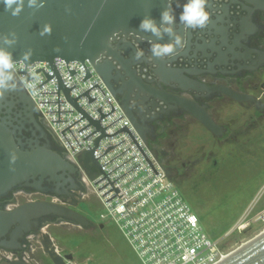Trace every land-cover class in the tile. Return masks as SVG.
Instances as JSON below:
<instances>
[{"label": "flooded vegetation", "instance_id": "obj_1", "mask_svg": "<svg viewBox=\"0 0 264 264\" xmlns=\"http://www.w3.org/2000/svg\"><path fill=\"white\" fill-rule=\"evenodd\" d=\"M254 1L209 0V27L184 30L178 20L182 7H177V4L182 6L186 0H173L176 31L185 42V50L172 59H151L148 42L138 35H120L112 41L121 61L114 62L111 83L121 97L128 98L131 112L146 129V140L177 137L176 133L193 121L211 135L219 148L249 133H259L264 141V9ZM121 46H125L127 52ZM137 48L145 52L144 58L139 61L133 59ZM105 60L106 57L102 61ZM162 66L167 70L165 74L161 72ZM176 77L196 84L197 88L182 83ZM223 89L251 96L253 102L236 101ZM155 92L196 102L207 110L220 131L217 134L209 132L182 106L162 100ZM3 105L1 116L10 115L24 124L26 138L38 137L41 144H47L64 155L61 145L24 89L9 92ZM236 107L239 109L237 114L234 112ZM261 148L264 146L249 151L255 153ZM209 159L203 155L200 160ZM217 166L215 159L213 167ZM184 170L187 171V168ZM168 175L170 177V173ZM40 187H17L0 197V212L12 211L26 202L43 201L68 207L86 217L84 203L91 188L75 166L59 181L46 179ZM261 211L264 209L258 212ZM63 224L81 227L72 220L57 216L41 217L27 231L20 232L12 226L0 235V264L14 261L49 264L46 259L52 261L44 251L43 244L47 243L44 235L49 234L47 228L50 226Z\"/></svg>", "mask_w": 264, "mask_h": 264}, {"label": "built area", "instance_id": "obj_2", "mask_svg": "<svg viewBox=\"0 0 264 264\" xmlns=\"http://www.w3.org/2000/svg\"><path fill=\"white\" fill-rule=\"evenodd\" d=\"M15 76L18 82L33 85L24 90L65 157L99 199L105 209L101 218L119 227L143 264H219L227 258L231 248L224 239L213 241L203 231L198 216L89 60L58 58L54 67L49 62L17 64ZM90 150L102 169L93 178L80 160ZM252 212L247 210L226 238L232 232L260 230L264 211Z\"/></svg>", "mask_w": 264, "mask_h": 264}, {"label": "water", "instance_id": "obj_3", "mask_svg": "<svg viewBox=\"0 0 264 264\" xmlns=\"http://www.w3.org/2000/svg\"><path fill=\"white\" fill-rule=\"evenodd\" d=\"M164 2L165 0H45V7L36 11L25 6L18 17H12L5 12L3 5L0 4V33L9 31L17 33L18 43L10 49L15 59L19 60L22 52L28 49L33 50L31 60L26 65L49 62L54 67L56 57L67 62L84 63L89 60L110 91L120 97L119 101L130 122L147 143L146 129L131 112L128 98L121 97L111 83L110 73L114 68V62L121 61L119 53L112 46V41L120 35L150 37L149 33H137L139 24L145 15H150L159 24ZM254 2L264 9V0ZM66 8H70L71 11L66 12ZM45 24L51 25L52 33L41 36L40 30ZM109 37L112 38L111 44H109ZM150 38L155 40V37ZM160 42H168L167 36ZM57 47L60 49L59 52L54 51ZM120 48L127 52L125 46ZM104 57L107 60L103 62ZM161 72L165 74L167 70L162 66ZM176 78L192 88H197L196 84L184 78ZM60 86L69 97V90L62 83ZM223 90L236 101L253 102L251 96L241 95L228 89ZM155 93L162 100L182 106L209 132L217 134L220 131V127L207 110L196 102L171 96L165 92ZM7 94L3 100H0V113L4 108L3 101ZM29 99L33 103L30 97ZM71 100L76 104L75 99ZM92 123L103 131L99 122L92 121ZM24 129V124L17 119L10 115L3 117L0 114V197L8 195L17 187L33 186L39 189L44 180L59 181L66 172L73 169L74 165L64 155L54 151L47 144H41L38 137L26 138L23 134ZM98 142L99 139L97 144ZM12 153L17 156L14 164L9 163ZM80 160L92 178L102 173L98 160L94 157V150L84 152ZM166 172L169 174L168 170ZM47 216L66 218L81 227L89 225L86 217L68 207L43 201L26 202L12 211L0 212V235L5 234L12 226H16L20 232L27 231L37 219ZM44 237L47 239V243L43 244L44 251L53 264L72 262L73 255L60 254L51 236L45 234ZM11 264L26 263L14 261ZM219 264H264V233L245 243Z\"/></svg>", "mask_w": 264, "mask_h": 264}, {"label": "rangeland", "instance_id": "obj_4", "mask_svg": "<svg viewBox=\"0 0 264 264\" xmlns=\"http://www.w3.org/2000/svg\"><path fill=\"white\" fill-rule=\"evenodd\" d=\"M234 112L237 114L239 109L234 108ZM176 134L170 140L174 150L171 157L184 180L175 184L208 237L213 241L224 239L227 248L236 250L262 233L264 222L258 223L257 232L252 228L245 233L232 232L227 238L225 235L247 210L256 214L264 209V148L249 151L264 146L263 137L246 133L219 148L211 135L193 121ZM203 155L209 161L202 162ZM215 159L217 167H213ZM84 210L89 221L86 229L68 224L47 228L60 254L73 255L71 264H143L119 227L101 218L105 209L92 192Z\"/></svg>", "mask_w": 264, "mask_h": 264}, {"label": "clouds", "instance_id": "obj_5", "mask_svg": "<svg viewBox=\"0 0 264 264\" xmlns=\"http://www.w3.org/2000/svg\"><path fill=\"white\" fill-rule=\"evenodd\" d=\"M5 12L12 17H18L24 11L25 6L29 9L38 11L45 7V0H0ZM173 0H165L164 7L160 14V22L152 18L150 15H145L139 24L137 33H149L150 37H155V40L149 36H142V40H146L149 44V52L151 59L164 61L172 59L180 55L185 50V42L181 35L176 31L177 16L172 7ZM209 0H186L181 6L182 11L179 14V25L184 30H203L209 27L211 23L210 14L208 11ZM70 12V8L65 9ZM52 27L50 24H45L40 30V35H51ZM168 37V42L161 43L164 37ZM112 38L109 37V44ZM18 43V35L15 31L0 33V100H3L6 93L21 91L25 87L33 85L28 81L18 82L15 76L16 66L20 64L25 66L31 60L33 50L28 49L21 53L19 60L14 58V53L10 49ZM55 52H59L57 47ZM145 52L143 49L137 48L133 53L134 60L144 58ZM58 59V57H56ZM17 156L12 153L9 157V163L14 164Z\"/></svg>", "mask_w": 264, "mask_h": 264}, {"label": "trees", "instance_id": "obj_6", "mask_svg": "<svg viewBox=\"0 0 264 264\" xmlns=\"http://www.w3.org/2000/svg\"><path fill=\"white\" fill-rule=\"evenodd\" d=\"M173 137L160 139L159 141L147 140V145L162 166L169 171L170 178L177 184H181L182 179L176 172V166L173 163L171 154H174L172 149V143H170ZM175 138V137H174Z\"/></svg>", "mask_w": 264, "mask_h": 264}, {"label": "bare ground", "instance_id": "obj_7", "mask_svg": "<svg viewBox=\"0 0 264 264\" xmlns=\"http://www.w3.org/2000/svg\"><path fill=\"white\" fill-rule=\"evenodd\" d=\"M26 93H27V92H26ZM28 96H29V95H28ZM31 100H32V99H31ZM33 103H34V102H33ZM76 104H77V103H76ZM76 104H75V105H76ZM146 144H147V143H146ZM258 233H259V232H258ZM262 233H264V231H263ZM262 233H260L259 235H261ZM257 236H258V235H257ZM255 237H256V236H255ZM251 238H252V237H251ZM249 241H250V240H249ZM246 243H247V242H246ZM243 245H244V244H243ZM243 245H242V246H243ZM242 246H240V247H242ZM240 247H239V248H240ZM239 248H237V249H239ZM237 249H236V250H237ZM236 250L231 249V250L228 252V256H227V257H229V255H231V254H232L234 251H236Z\"/></svg>", "mask_w": 264, "mask_h": 264}]
</instances>
